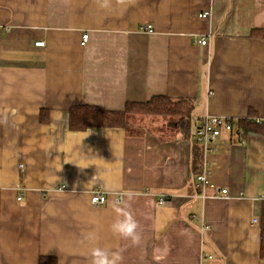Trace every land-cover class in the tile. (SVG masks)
Masks as SVG:
<instances>
[{
    "label": "crops",
    "instance_id": "crops-1",
    "mask_svg": "<svg viewBox=\"0 0 264 264\" xmlns=\"http://www.w3.org/2000/svg\"><path fill=\"white\" fill-rule=\"evenodd\" d=\"M262 29L264 0H136L126 11L0 0V264H90L97 246L123 250V264H264V38L251 36ZM154 96L190 102L186 137L170 121L138 130L143 115L128 130L89 128L81 143L87 130L69 129L72 107L121 112ZM207 116L232 125L210 152L194 131ZM204 170L226 194L199 195ZM94 191L104 204H91ZM129 195L138 246L110 230L112 202Z\"/></svg>",
    "mask_w": 264,
    "mask_h": 264
},
{
    "label": "trees",
    "instance_id": "trees-1",
    "mask_svg": "<svg viewBox=\"0 0 264 264\" xmlns=\"http://www.w3.org/2000/svg\"><path fill=\"white\" fill-rule=\"evenodd\" d=\"M251 36L264 38V29L253 30ZM191 113L192 105L186 99L171 100L164 96H154L145 103H127L121 112L108 111L94 106H75L69 109L68 123L71 131H85L89 128H122L128 130L131 116H169L175 119L177 128L186 137L191 130ZM47 121L48 114L42 111L40 122L46 123ZM246 127L252 131L261 132L259 127L255 125L247 124ZM259 255L261 259H264V207H262L260 216ZM39 264H56V262L52 258H40Z\"/></svg>",
    "mask_w": 264,
    "mask_h": 264
},
{
    "label": "clouds",
    "instance_id": "clouds-1",
    "mask_svg": "<svg viewBox=\"0 0 264 264\" xmlns=\"http://www.w3.org/2000/svg\"><path fill=\"white\" fill-rule=\"evenodd\" d=\"M96 4L101 9H110L113 4L119 6L122 10L126 11L130 6L136 3V0H95ZM3 122V121H0ZM91 134V130H87V133L83 135L82 140ZM73 163L71 160L66 161V163ZM81 167L79 163H74ZM90 165V164H89ZM86 165L84 167H87ZM81 167V168H84ZM106 190L115 191L113 186L106 185ZM132 197L129 195L127 201L114 200L111 204L113 211L116 214V219L110 225V230L112 233L119 238L128 240L132 245L138 246L142 242V235L138 231L139 223L136 220L133 212L131 211V201ZM89 239H94V237L89 236ZM123 250L112 251L107 248L94 247L90 251L91 262L90 264H123Z\"/></svg>",
    "mask_w": 264,
    "mask_h": 264
},
{
    "label": "built area",
    "instance_id": "built-area-1",
    "mask_svg": "<svg viewBox=\"0 0 264 264\" xmlns=\"http://www.w3.org/2000/svg\"><path fill=\"white\" fill-rule=\"evenodd\" d=\"M208 16L207 12L198 15L200 18H206ZM148 33H152L153 29L151 25H146L142 28ZM88 35H82V42H86ZM206 40H201L200 45L204 46ZM43 42L36 43L37 46H43ZM232 130V125L229 120L222 117L207 116L205 117L197 126L195 131V139L198 144L201 145L204 152H210L212 150V142L220 136L222 132H230ZM20 169L23 168L22 165L19 166ZM197 187L199 188V195L202 198H206L209 194L211 195H223L227 193L226 189H217L213 183L208 179V173L204 170L201 174L196 177ZM20 200V197H18ZM116 200H121V196H117ZM259 200L264 202V195L259 197ZM105 202V197L102 193L94 191L91 194V204L93 206L102 205ZM164 199H160L158 204L162 205ZM256 219H252L250 223H255Z\"/></svg>",
    "mask_w": 264,
    "mask_h": 264
},
{
    "label": "rangeland",
    "instance_id": "rangeland-1",
    "mask_svg": "<svg viewBox=\"0 0 264 264\" xmlns=\"http://www.w3.org/2000/svg\"><path fill=\"white\" fill-rule=\"evenodd\" d=\"M163 117H165V118H163ZM155 118H157L158 123L157 122H154V121H156ZM143 121H141V124H136V125H140L138 130L150 129V127L152 125H154V124H157V125L158 124L169 125L170 123L172 124L173 122H175V119L172 118V117H169V116H148L147 122L145 120V122H146L145 124L143 123ZM151 121H153V122H151ZM169 121H170V123H169Z\"/></svg>",
    "mask_w": 264,
    "mask_h": 264
}]
</instances>
